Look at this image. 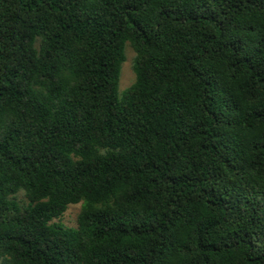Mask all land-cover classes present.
Returning <instances> with one entry per match:
<instances>
[{
    "label": "trees",
    "instance_id": "trees-1",
    "mask_svg": "<svg viewBox=\"0 0 264 264\" xmlns=\"http://www.w3.org/2000/svg\"><path fill=\"white\" fill-rule=\"evenodd\" d=\"M0 264H264V0H0Z\"/></svg>",
    "mask_w": 264,
    "mask_h": 264
},
{
    "label": "rangeland",
    "instance_id": "rangeland-1",
    "mask_svg": "<svg viewBox=\"0 0 264 264\" xmlns=\"http://www.w3.org/2000/svg\"><path fill=\"white\" fill-rule=\"evenodd\" d=\"M126 60L122 66L119 91L123 93V90L128 88L135 80V73L133 70V61L135 52L133 48L128 44L126 47ZM81 208V203H71L69 204L67 210L64 215L59 219H55L54 221H61L67 226L77 227V217Z\"/></svg>",
    "mask_w": 264,
    "mask_h": 264
}]
</instances>
